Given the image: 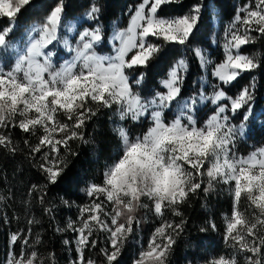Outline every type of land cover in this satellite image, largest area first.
Returning <instances> with one entry per match:
<instances>
[{
  "label": "snow or ice",
  "instance_id": "snow-or-ice-1",
  "mask_svg": "<svg viewBox=\"0 0 264 264\" xmlns=\"http://www.w3.org/2000/svg\"><path fill=\"white\" fill-rule=\"evenodd\" d=\"M170 5L182 8L183 0H139L129 6L126 27L114 23L109 34L100 0H88L82 15L72 19L73 5L66 0L51 5L0 0V21H7L0 23V152L15 156L21 151L12 138V130L19 129L26 158L45 181L29 187L26 227L9 232L0 264H57L54 252L41 254L43 233L34 228L42 222L28 215L37 193L50 227L72 234L62 241L73 253L70 264H97L87 255L93 249L102 264H123L126 245L149 215L158 223L146 246L139 242L131 264H171L187 232L183 207L221 190L232 201L230 215H224L225 248L198 264H264V146L247 155L238 150L257 128L264 131V109L257 111V79L251 75L264 68V59L242 51L264 39V0H245L237 9L224 29L219 62L192 43L204 13L215 15L211 3L194 0L181 14L162 15ZM30 9L47 11L20 32L19 16ZM169 56L157 87L142 95L139 89L152 67ZM193 61L205 75L190 86ZM245 74L250 82L230 95ZM209 103L214 107L201 119ZM102 113L109 114L115 154L100 181L83 189L88 202L76 205L61 198L64 206L77 208V217L63 226L53 224L56 206L46 202L47 189L66 178L81 146L95 145L86 130ZM129 125L147 126L134 133ZM38 132L33 144L29 137ZM0 174L7 183L3 169ZM13 199L11 188L0 194V203ZM13 220L19 224L20 216L0 208V223ZM199 231L218 227L209 219Z\"/></svg>",
  "mask_w": 264,
  "mask_h": 264
},
{
  "label": "trees",
  "instance_id": "trees-1",
  "mask_svg": "<svg viewBox=\"0 0 264 264\" xmlns=\"http://www.w3.org/2000/svg\"><path fill=\"white\" fill-rule=\"evenodd\" d=\"M232 0H205L206 3L212 2L217 6L226 18L231 17L229 2ZM240 5H244L245 0H237ZM67 3L73 5L72 15L79 16L86 10L88 0H66ZM105 6L104 21L108 26L109 33L112 29L113 23L120 22L121 27H125L128 20L129 6L135 5L139 0H100ZM194 0H183V7L167 6L163 9L162 15L181 14L183 11L191 6ZM39 4H53L54 0H37ZM47 9L37 11L30 9L23 12L18 19L20 25V32H24L27 26L35 21H39L45 14ZM211 14L205 12L200 23L199 30L195 33L192 43L203 44L206 47H211V39L207 38V34L211 32ZM0 23H7V21H0ZM203 24L208 27V32L202 30ZM207 30V29H206ZM242 51L244 53L258 52L261 58L264 59V39L256 41L254 44L244 46ZM175 54H179V49L174 50ZM169 56L160 63L154 65L149 72L148 78L139 89L142 95L150 94L152 86L157 84L158 79L166 72L169 62L172 59ZM257 79L256 105L257 111L264 109V68L252 73ZM197 72H193V66L189 77V85L196 80ZM251 76L245 74L239 81L231 86L229 94L237 93L244 85L248 84ZM112 125L109 122V114L102 113L98 119H95L87 127V134L95 140V145L81 146L78 150L80 155L70 165V170L66 178L57 185H50L47 189V201L56 206L55 221L53 224L63 226L68 218L75 219L77 217V208L75 206L69 208L61 203V198L69 201H74L76 205L88 202L85 189L90 181H100V175L104 169L106 162H110L117 149V140L111 132ZM130 127V126H129ZM145 126L143 127V129ZM135 129V130H134ZM132 127L134 133L143 131ZM38 132L36 136L29 137L33 144L36 143ZM12 138L18 143L21 151H18L15 156L5 155L0 152V169L7 175V183L2 179L0 174V194L7 195V189L11 188L14 199L0 203V208L5 209L11 217L13 210L20 216V222L17 224L15 220L11 225L0 223V261L5 259L7 251V237L10 231H15L18 227H26V213L25 201L30 199L28 197V189L31 184H44L41 174L36 168L32 166V162L26 158L27 149L23 144L25 134L19 129L12 130ZM261 129L257 128L252 136L246 139L248 145L256 144L263 141ZM98 146V147H97ZM75 148L76 145H73ZM37 193L31 198V208L28 215L34 216L41 220L42 227L34 228V232H42L44 244L40 247V252L43 256H47L49 252H54L57 264H70L74 258L73 253L70 252L63 245L62 241L65 236L71 237V233L60 234L50 227L49 218L43 213V208L38 202ZM243 206V205H242ZM232 207V201L226 190L213 193L207 199L203 196L194 197L189 205H185L182 209L184 214L188 217L187 232L177 242L175 251L171 256V264H198L202 262L203 258L209 253L216 255L224 250L223 232H224V215L229 214ZM143 214V213H142ZM212 219L218 227V231L201 233L199 230L204 227L206 221ZM158 221L155 217L149 215L146 222H144L132 240L126 245L123 255V264H131L134 254L139 251V242H143L146 246L147 240L156 226ZM104 237H101L103 241ZM100 246H103L101 243ZM87 255L92 256L97 260V264H102V257L98 249H93L87 252ZM243 264V262H242Z\"/></svg>",
  "mask_w": 264,
  "mask_h": 264
},
{
  "label": "rangeland",
  "instance_id": "rangeland-1",
  "mask_svg": "<svg viewBox=\"0 0 264 264\" xmlns=\"http://www.w3.org/2000/svg\"><path fill=\"white\" fill-rule=\"evenodd\" d=\"M211 3L212 5V8L215 12V15L214 16H211V19H210V24H211V32L207 34V38H210L211 39V47H206L205 45L203 44H198V43H194L193 45H200L204 48H206L210 53H211V58L216 61V62H219L220 60L223 59V52H222V43H223V37H224V29L225 27L232 21L237 9L239 7H241L242 5H240V3L237 1V0H232L231 2H229L232 6H230V14H231V17H228L226 18V16L224 14H222V11L217 7V6H214L212 2H209ZM72 19V18H71ZM39 21H35V22H32L30 23L26 29L29 28V26H31L32 24L34 23H37ZM114 24V23H113ZM115 24H117L119 27L120 26V22L119 21H116ZM126 27V26H125ZM202 30L203 32L207 33L208 32V27L206 26V24H203L202 26ZM123 28V27H121ZM26 29L24 30V32L26 31ZM207 29V30H206ZM111 33V31H110ZM109 33V34H110ZM213 34H215V40H216V43H213ZM18 43V41H17ZM105 52H108V49H104ZM244 53V52H243ZM253 53H258V52H250V53H244V54H253ZM190 55V54H189ZM67 58V57H65ZM193 72H197V77H200L202 75H205V73L202 72V70L196 65V62L193 61ZM211 71V68L209 69V72ZM211 77H209V80L211 81ZM214 82V81H212ZM191 86V85H190ZM157 87V84L155 86H152V89L156 88ZM208 91L210 92L211 89L209 88ZM214 106L211 105L210 103L208 104L207 107H205L203 109V111L200 113V117L201 119H204L206 118V115L207 114H210V110L213 108ZM171 118V117H170ZM234 122H238V121H234ZM259 123V121L257 122ZM130 127H133L132 125H129ZM145 128L147 125H144ZM144 126H137V130H142ZM145 128L143 130H145ZM135 130V129H134ZM262 136H264V131H262ZM261 146H264V138H263V141H261L260 143H256V144H249L247 143V141H242L239 145H238V150H239V154L240 155H247L248 153H250L251 151L255 150L256 148H259Z\"/></svg>",
  "mask_w": 264,
  "mask_h": 264
}]
</instances>
